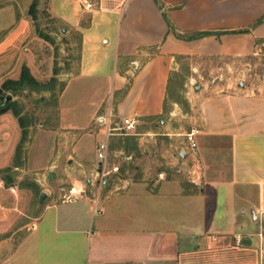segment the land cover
Instances as JSON below:
<instances>
[{"label": "crops", "instance_id": "obj_1", "mask_svg": "<svg viewBox=\"0 0 264 264\" xmlns=\"http://www.w3.org/2000/svg\"><path fill=\"white\" fill-rule=\"evenodd\" d=\"M64 1L77 7L59 16L80 33L79 70L66 93L75 78L110 82L105 90L97 83L86 107L66 100V127L79 138L66 176L86 192L65 200L62 179H39L51 189L42 191L46 199L11 264H264V92L230 82L216 88L222 93L203 88L192 96L204 101L200 116L190 117L199 130L201 187L187 179L191 157L181 156L190 131L164 119L178 103L169 88L183 61L256 55L264 45V0H88L92 10L79 9L83 0ZM110 115L114 127L138 122L110 137V165L119 171L99 193L97 146ZM3 192L0 228L13 215Z\"/></svg>", "mask_w": 264, "mask_h": 264}, {"label": "rangeland", "instance_id": "obj_2", "mask_svg": "<svg viewBox=\"0 0 264 264\" xmlns=\"http://www.w3.org/2000/svg\"><path fill=\"white\" fill-rule=\"evenodd\" d=\"M33 1L0 0V89L10 81L19 80L24 65L38 81L37 85L20 90H4L5 97L12 96V108L20 112L24 129L13 109L0 116V164L3 166L0 178L5 179L0 184L4 191L1 203L9 213L12 209L13 214L0 228V264H11L16 247L40 213L42 191L51 189L50 185L58 179L63 181L60 188L70 191L73 187L66 171L77 160L75 149L79 138L78 133L66 127V100L84 101L86 107V101L93 99L90 95L97 83L105 90L110 82L83 76L72 79L66 93V83L79 70L80 33L59 14L72 16L77 5L64 0H37L32 16ZM79 9H85L84 5ZM181 66V72L172 77L169 88L171 98L178 103L172 106V115L164 119H171L183 131L197 128L190 117L200 116L204 101H191V98L203 88L216 92V88L231 82L235 89L241 88V83L244 89L264 92V45L251 57L189 59ZM191 66L199 67L200 72L191 74ZM198 85L201 87L197 90ZM99 125L95 123L93 128ZM111 160L109 155L107 170L112 167ZM39 179L50 185H41ZM81 182L89 187L85 177Z\"/></svg>", "mask_w": 264, "mask_h": 264}, {"label": "built area", "instance_id": "obj_3", "mask_svg": "<svg viewBox=\"0 0 264 264\" xmlns=\"http://www.w3.org/2000/svg\"><path fill=\"white\" fill-rule=\"evenodd\" d=\"M82 4L87 10H92L94 7V4L88 0H83ZM111 118L112 116L110 115L106 120V123L108 124V131L106 134V138L104 141L100 142L97 146V157L101 165L100 171L97 174V181H96L98 183V186L96 185V187L99 190L98 191L99 193L104 186L106 177L111 172L119 171V167H113L111 170H107V162L110 151V144H109L110 137L113 135L114 131H119L124 134L131 133L132 131L135 130L138 122V120L136 119H125L123 120L120 126L114 127L113 124L111 123ZM198 134H199V130L193 129L190 132H188L185 135V137L188 144V149L186 151L188 157H191L190 169L188 171V181L195 186L201 187L204 182V168L197 155L198 143L196 138ZM85 192H86L85 189H78L76 186H73L70 189L69 194L65 197V200H72L77 195L84 194ZM98 194L94 198V207L96 213L100 214L101 209H99L100 200ZM138 264H146V263L141 262Z\"/></svg>", "mask_w": 264, "mask_h": 264}, {"label": "trees", "instance_id": "obj_4", "mask_svg": "<svg viewBox=\"0 0 264 264\" xmlns=\"http://www.w3.org/2000/svg\"><path fill=\"white\" fill-rule=\"evenodd\" d=\"M160 6V1L159 0H155ZM37 0H34L33 3L31 4L30 7V14L33 16L35 14V11L37 9ZM264 21V18L261 19L260 21H258V23H261ZM168 25L169 28L172 32H174L177 36H181L179 33H177L176 29L174 28V26L168 21ZM248 30H243V31H239L240 33H244L247 32ZM211 33H203L200 34L199 36H206V35H210ZM38 81H36V79L32 76L30 69L24 65L21 71V75L19 80L17 81H10L8 83H6L5 85H3L4 87H2L0 89V116H2L3 114L9 112L10 110H12V103L9 102L7 104L4 103L6 97L4 96V90H20L25 86L28 85H37ZM13 114L18 118L19 122H20V126L24 129V125L22 122V117L19 111H16L13 109ZM21 148L18 147L17 152L19 153V150ZM5 180V179H3ZM8 186H10L9 184H7Z\"/></svg>", "mask_w": 264, "mask_h": 264}, {"label": "water", "instance_id": "obj_5", "mask_svg": "<svg viewBox=\"0 0 264 264\" xmlns=\"http://www.w3.org/2000/svg\"><path fill=\"white\" fill-rule=\"evenodd\" d=\"M241 86H243V84H241ZM196 89H197V90L200 89V86H197ZM11 101H12V96H11V95H8V96L6 97L4 103L7 104V103H9V102H11ZM186 155H187L186 151H184V152L181 154L182 157H186ZM41 199H42L43 201L46 199V194H45V193L42 194Z\"/></svg>", "mask_w": 264, "mask_h": 264}]
</instances>
